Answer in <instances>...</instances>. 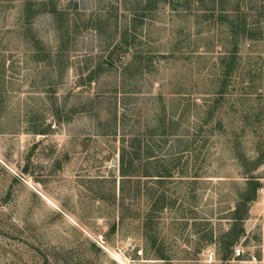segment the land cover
Listing matches in <instances>:
<instances>
[{"label": "rangeland", "instance_id": "rangeland-1", "mask_svg": "<svg viewBox=\"0 0 264 264\" xmlns=\"http://www.w3.org/2000/svg\"><path fill=\"white\" fill-rule=\"evenodd\" d=\"M164 109L167 122L183 115L166 135ZM188 130L189 180L179 167L137 196L132 178L121 209L123 145L153 140L172 159ZM258 158L264 0H0V264H223L218 239L250 178L228 264H264Z\"/></svg>", "mask_w": 264, "mask_h": 264}, {"label": "trees", "instance_id": "trees-1", "mask_svg": "<svg viewBox=\"0 0 264 264\" xmlns=\"http://www.w3.org/2000/svg\"><path fill=\"white\" fill-rule=\"evenodd\" d=\"M214 1V0H212ZM232 35L234 37L240 36V34H236L234 31L232 32ZM241 35L244 37H247L248 39H253L252 30H245L241 32ZM236 49H234L232 52H230L225 58H222L221 64L222 66L225 65V71H223V81H225L227 78L231 75V68L233 65L237 63V54ZM216 98H213V101L211 100V103L214 102L215 105H218L220 100L223 98L222 93H218ZM165 115L160 123L162 128L164 129V135H166V128L169 125L170 128H174L176 126H179L181 123V119L183 115H180V120H177L176 117L170 116L169 122H167L166 114L169 113V111L166 113V110L164 109L162 111ZM172 114V113H171ZM174 116H176V113H173ZM172 117V118H171ZM179 121V122H178ZM116 123V118H115ZM151 133H154L151 132ZM196 133V132H195ZM184 136V135H183ZM186 136L184 137L187 139L186 145L181 148L178 152H176L175 158H155V150L158 148L161 150L157 144H155L152 140V143H148L146 140H141L140 137H135L134 140H131V143H128V145L122 147L121 153H120V187H119V195L121 196V203L120 207L124 210L126 206L124 205V202L126 201L125 198V192H124V186L131 184L132 178L135 179L138 183V188L136 185L135 194L137 196H140V184L141 180H145V195H148V193L151 191V188H148L149 181H156V184L161 185L164 184V181L167 179H171L172 175L181 167L180 174L182 175L181 178L185 177V173L190 169V157L193 154L197 153V143L196 137L193 136V134L190 133L188 130L186 132ZM169 140H166V145L168 146ZM185 141V140H184ZM177 142H180L179 140ZM171 156V155H170ZM264 161L263 158H258L256 160L255 165L258 166ZM140 163L139 165H136L135 163ZM173 162V165L172 163ZM171 163V166H170ZM155 165H157L158 168L155 169ZM142 171L139 173L138 171ZM133 173V175H131ZM184 176V177H183ZM189 180V177H185ZM137 179V180H136ZM196 181V177H191L190 180ZM193 184H196V182H193ZM245 187H247V193L246 196H242L239 198V200L235 203L234 210L231 211L229 222L231 223L230 229L225 232L219 239L218 244L219 247H221L223 254V257L221 258V262L223 264H228L230 261L231 256L233 255V247L237 243L240 236L244 235V229H243V222L246 220L247 216V210L255 198L256 193L259 187V184L255 178H250L246 180ZM155 194V191L151 195V198L153 199V195ZM157 202L155 206L151 205V207L148 208L147 213L144 217L145 221H150L152 217V212L160 206V209H164L165 205V195L161 194L159 198L157 197ZM122 216V215H121ZM122 218V217H121ZM150 225V224H149ZM145 227H148V224H146ZM236 230H238V233L233 237L232 233H234ZM229 240L228 242H225V240Z\"/></svg>", "mask_w": 264, "mask_h": 264}]
</instances>
